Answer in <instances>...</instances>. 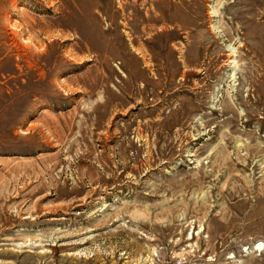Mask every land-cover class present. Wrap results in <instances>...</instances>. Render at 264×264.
Instances as JSON below:
<instances>
[{
    "label": "rangeland",
    "instance_id": "1",
    "mask_svg": "<svg viewBox=\"0 0 264 264\" xmlns=\"http://www.w3.org/2000/svg\"><path fill=\"white\" fill-rule=\"evenodd\" d=\"M0 264H264V0H0Z\"/></svg>",
    "mask_w": 264,
    "mask_h": 264
},
{
    "label": "bare ground",
    "instance_id": "2",
    "mask_svg": "<svg viewBox=\"0 0 264 264\" xmlns=\"http://www.w3.org/2000/svg\"><path fill=\"white\" fill-rule=\"evenodd\" d=\"M20 27V26H19Z\"/></svg>",
    "mask_w": 264,
    "mask_h": 264
}]
</instances>
